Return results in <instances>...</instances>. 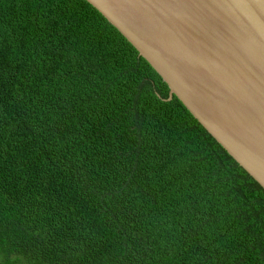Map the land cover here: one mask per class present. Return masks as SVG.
<instances>
[{"label": "trees", "instance_id": "obj_1", "mask_svg": "<svg viewBox=\"0 0 264 264\" xmlns=\"http://www.w3.org/2000/svg\"><path fill=\"white\" fill-rule=\"evenodd\" d=\"M87 0H0L2 264H264V187Z\"/></svg>", "mask_w": 264, "mask_h": 264}, {"label": "water", "instance_id": "obj_2", "mask_svg": "<svg viewBox=\"0 0 264 264\" xmlns=\"http://www.w3.org/2000/svg\"><path fill=\"white\" fill-rule=\"evenodd\" d=\"M264 187V0H87Z\"/></svg>", "mask_w": 264, "mask_h": 264}, {"label": "rangeland", "instance_id": "obj_3", "mask_svg": "<svg viewBox=\"0 0 264 264\" xmlns=\"http://www.w3.org/2000/svg\"><path fill=\"white\" fill-rule=\"evenodd\" d=\"M0 264H2L1 256H0Z\"/></svg>", "mask_w": 264, "mask_h": 264}]
</instances>
